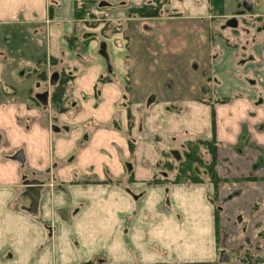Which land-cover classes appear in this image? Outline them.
<instances>
[{
  "label": "crops",
  "instance_id": "1",
  "mask_svg": "<svg viewBox=\"0 0 264 264\" xmlns=\"http://www.w3.org/2000/svg\"><path fill=\"white\" fill-rule=\"evenodd\" d=\"M154 2L0 0L3 43L21 40L23 27L31 28L43 37V49L34 48L37 55L43 50L50 80L59 75L50 85L59 84L62 70L72 77L64 83H71L70 95L65 89L58 102L50 91L38 92V83L27 98H8L0 89V164L9 161L24 170L19 200L37 217L50 179L64 191L75 184L122 189L125 195L111 198L110 211L125 218L127 238L147 189L162 185L167 194L169 185L179 184L154 182L165 154L177 159L187 142L215 138L221 180L197 183L206 189L208 208L201 215L215 256L195 264H264L262 2L168 0L158 17L131 12ZM101 3L111 28L103 31L100 24L88 31L78 10ZM42 93H48L47 105L37 98ZM33 139L52 144L49 157L33 151ZM34 182L41 191L33 212L25 193ZM172 204L165 198L161 210ZM58 211L67 218V208ZM185 211L193 217L198 213L192 206ZM79 212L76 208L73 214ZM42 227L48 240L57 234L54 217ZM14 259L11 249L0 247V264ZM84 264L106 261L101 254Z\"/></svg>",
  "mask_w": 264,
  "mask_h": 264
},
{
  "label": "clouds",
  "instance_id": "2",
  "mask_svg": "<svg viewBox=\"0 0 264 264\" xmlns=\"http://www.w3.org/2000/svg\"><path fill=\"white\" fill-rule=\"evenodd\" d=\"M32 144L39 156L52 153L47 140L33 139ZM18 167L9 161L0 164V247L15 253L10 264H84L101 254L106 264H195L215 256L210 229L202 222L201 213L208 208L203 185L173 184L167 194L162 185L148 188L137 223L126 238L125 218L110 211L114 207L111 198L125 195L122 189L75 184L64 191L50 179L43 211L37 217L21 207L27 202L19 200L23 191L20 176L26 173L17 171ZM89 192L92 197L84 195ZM165 198L173 201L166 211L161 210ZM189 206L198 209L195 217L186 213ZM66 208L68 216L63 218L58 210ZM76 208H80L79 214H73ZM52 217L57 234L48 240L42 224Z\"/></svg>",
  "mask_w": 264,
  "mask_h": 264
},
{
  "label": "rangeland",
  "instance_id": "3",
  "mask_svg": "<svg viewBox=\"0 0 264 264\" xmlns=\"http://www.w3.org/2000/svg\"><path fill=\"white\" fill-rule=\"evenodd\" d=\"M166 1L168 3V0ZM166 1L163 2L162 0V5H164ZM258 1L262 2L260 8L264 12V0ZM232 2L234 3V0H232ZM107 15L108 13L106 16L100 17L99 19L94 18L95 20L85 17V14L80 18L85 20L84 22L86 23V28H88V31H93V28H96L100 24H104L105 26L103 31H109L111 26L109 25V22H107ZM25 27H23L24 29L22 30V39L19 41L12 40L11 43L8 42L4 44L3 40L0 39V89L8 93V98L13 96H22V98H27L28 96H31V94L37 92L36 90L38 89L36 88V84L38 83L40 84L38 92L45 90L50 91L51 97L53 98L52 100H54V96L56 94L57 96L64 94L63 91H65V89L69 90V92L65 91V94L70 95L72 90L70 87L71 83L68 82L67 84H64V82L72 79L70 74L71 72L62 70L60 72L61 79L59 84L55 87H52L50 85V77L48 75L50 66L49 64L46 65V61H44L45 57L43 56V50H40L37 55L35 53L36 49L34 48L37 45L43 49V37L41 35L38 37L34 33L33 29ZM18 31L20 32V30H17V32ZM37 31L38 34L39 32L41 33L40 29ZM0 38H2V34H0ZM74 42V39L69 40V45L72 49L74 48ZM58 70V68L54 69V71ZM184 149L180 151L179 160L183 159L182 154ZM201 154L204 158V161L209 160V154L205 150L201 152ZM170 156H172V161L175 164H179L178 158L176 159V157L171 154ZM200 169L202 168L200 167ZM165 170L166 168L160 169L158 167L157 175L162 177L161 172H166ZM201 172H203V170Z\"/></svg>",
  "mask_w": 264,
  "mask_h": 264
},
{
  "label": "trees",
  "instance_id": "4",
  "mask_svg": "<svg viewBox=\"0 0 264 264\" xmlns=\"http://www.w3.org/2000/svg\"><path fill=\"white\" fill-rule=\"evenodd\" d=\"M161 4V5H160ZM162 1L155 0L154 3L145 4L143 7L132 10V14H137L140 17H158ZM83 13L78 10L77 17L84 15L85 9L81 8ZM80 9V10H81ZM67 79V78H66ZM65 83V82H64ZM62 96L57 94L54 96V102H58ZM217 149L218 143L215 138L210 140L197 139L189 141L185 145L183 159L178 158L179 164L172 161L170 153H166L164 158L159 162V168H166L167 178L155 176L154 182L157 183H192L197 184L205 181H210L217 185L221 178L217 171ZM206 151L209 154V160H205L201 152ZM200 167L202 169H200ZM203 170V172H201ZM164 172V171H162ZM203 173V174H202Z\"/></svg>",
  "mask_w": 264,
  "mask_h": 264
},
{
  "label": "water",
  "instance_id": "5",
  "mask_svg": "<svg viewBox=\"0 0 264 264\" xmlns=\"http://www.w3.org/2000/svg\"><path fill=\"white\" fill-rule=\"evenodd\" d=\"M105 3H101L99 4L100 7H105ZM235 22L231 21L230 25H234ZM59 79V75L58 74H54L51 77V84L52 85H56V83L58 82ZM38 100L43 104V105H47L48 104V93H42L39 94L37 96ZM40 191H41V187L40 184L37 182L34 183H30L27 187H26V193L25 196H27L30 201H31V205H30V210L31 211H36L37 207H38V203L40 200Z\"/></svg>",
  "mask_w": 264,
  "mask_h": 264
},
{
  "label": "built area",
  "instance_id": "6",
  "mask_svg": "<svg viewBox=\"0 0 264 264\" xmlns=\"http://www.w3.org/2000/svg\"><path fill=\"white\" fill-rule=\"evenodd\" d=\"M106 14L107 10L104 7H100L99 4H90L85 9V17L91 20L99 19L100 17L106 16Z\"/></svg>",
  "mask_w": 264,
  "mask_h": 264
}]
</instances>
